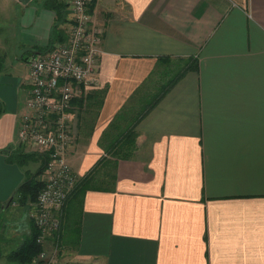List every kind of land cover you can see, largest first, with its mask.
Wrapping results in <instances>:
<instances>
[{
	"label": "crops",
	"instance_id": "crops-1",
	"mask_svg": "<svg viewBox=\"0 0 264 264\" xmlns=\"http://www.w3.org/2000/svg\"><path fill=\"white\" fill-rule=\"evenodd\" d=\"M14 1V49L0 45V264H20L8 254L34 228L33 205L12 196L37 165L8 156L33 151L18 138L27 63L48 51L56 19L42 0ZM91 8L101 54L85 92L106 93L97 114L94 95L77 117L72 102L66 154L77 176L104 156L98 139L136 90L135 104L148 105L182 73L124 139L128 155L101 167L99 189L63 219V253L73 264H264V0H92ZM191 62L197 68L184 70Z\"/></svg>",
	"mask_w": 264,
	"mask_h": 264
},
{
	"label": "built area",
	"instance_id": "built-area-1",
	"mask_svg": "<svg viewBox=\"0 0 264 264\" xmlns=\"http://www.w3.org/2000/svg\"><path fill=\"white\" fill-rule=\"evenodd\" d=\"M70 13L64 42L28 61L29 92L26 112L18 128L20 143L46 154L48 160L39 179L43 182L31 218L41 234L59 228V212L77 180L67 158L73 138L70 121L72 102L98 70L102 30L92 19V0H56ZM44 252L39 257L44 258Z\"/></svg>",
	"mask_w": 264,
	"mask_h": 264
},
{
	"label": "trees",
	"instance_id": "trees-1",
	"mask_svg": "<svg viewBox=\"0 0 264 264\" xmlns=\"http://www.w3.org/2000/svg\"><path fill=\"white\" fill-rule=\"evenodd\" d=\"M41 3L43 7L51 9L56 13V19L52 27L48 47V49H50L53 44L64 42L67 38L64 28L60 26L61 23L65 21L66 9L63 3L56 0H42ZM3 61L4 55L0 53V71L3 68ZM163 61L164 60H162V62ZM183 68L184 70L193 68L196 69L197 63H186V66ZM181 70L178 71L175 75H172L169 80H167L163 85L160 86V93L158 95H153L155 100L158 96H161L180 76V74L182 73ZM157 72V70L152 71L149 76L150 79L148 80H151V78H153L157 74ZM159 75H161V73ZM138 90H141V87ZM138 90H136L134 94H132V96H130V98L120 107V109L115 113L113 118L103 129L98 139V145L104 151V156L100 157L84 175L77 176L75 185L71 190L63 208L58 214L60 219L59 228L46 234L43 241L38 242L37 237L41 234V231L34 224L30 212V219L32 220L34 225V228L32 229L33 231L30 236L23 241L18 249L8 254V258L10 260L18 262L20 264H28L31 262L43 263V261H45L47 258H40L39 255L41 252H44L45 256L47 255L48 252L44 250V243L45 238L51 235L54 237V242L56 243L55 248H62L61 241H63V237L60 232L63 225V219L66 217L65 221L67 223V221H69V217L76 212L78 207L82 206L84 194L87 190L99 189L98 183H100V180L98 177L101 167H103L104 165H108L109 162L110 164H114L112 163L113 158L117 160L119 158H125L128 155L127 147L124 144V139L135 128L139 119L147 112L148 107L155 103L154 100V102H149L148 105L144 103L141 105L135 104L136 99L138 101ZM105 93V88L94 90L91 93L84 91L79 97L76 98L78 100L74 102L77 104L75 112L76 117L78 116L79 109L84 108L86 105H88L91 95H94L96 98L97 114L99 106L102 105ZM4 111V104L0 100V116L4 113ZM108 156H110L111 158H107ZM47 160L48 156L46 154L39 153L36 150H33L31 152L17 151L8 156L9 162L15 163L22 168L30 166L31 164L37 165L34 170H31L29 167L24 169V179L16 188L12 196V201H18V203L20 204L29 203L34 207L37 195L43 186V182L39 179V176L43 172Z\"/></svg>",
	"mask_w": 264,
	"mask_h": 264
},
{
	"label": "rangeland",
	"instance_id": "rangeland-1",
	"mask_svg": "<svg viewBox=\"0 0 264 264\" xmlns=\"http://www.w3.org/2000/svg\"><path fill=\"white\" fill-rule=\"evenodd\" d=\"M18 13V5L14 0H0V45L5 43L10 52L13 51V39L12 34L16 29V20ZM34 150V149H32ZM127 151L128 148H127ZM32 170V169H31ZM34 170V169H33ZM31 212V211H30ZM50 236L46 237L49 238ZM52 241V240H51ZM56 243L54 241L50 242V251L44 258V264H73L71 257L63 253V249L55 248ZM62 251V252H61ZM74 262V261H73ZM76 264V262H74ZM81 264H98L93 260L88 261V263L83 262Z\"/></svg>",
	"mask_w": 264,
	"mask_h": 264
}]
</instances>
